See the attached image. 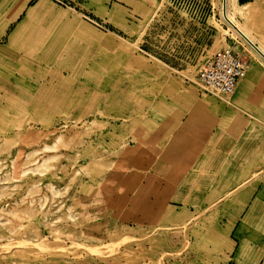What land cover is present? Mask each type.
<instances>
[{
	"label": "crops",
	"instance_id": "0c3cea01",
	"mask_svg": "<svg viewBox=\"0 0 264 264\" xmlns=\"http://www.w3.org/2000/svg\"><path fill=\"white\" fill-rule=\"evenodd\" d=\"M152 7L0 0V127L94 125L65 155L75 237L136 233L139 249L152 238L154 253H173L186 231L181 264H264V58L244 55L233 95L205 89L209 41L169 50L160 8L137 40Z\"/></svg>",
	"mask_w": 264,
	"mask_h": 264
},
{
	"label": "rangeland",
	"instance_id": "374dc122",
	"mask_svg": "<svg viewBox=\"0 0 264 264\" xmlns=\"http://www.w3.org/2000/svg\"><path fill=\"white\" fill-rule=\"evenodd\" d=\"M231 2L232 20L249 30V38L262 46L264 0ZM149 3L152 9L144 16L138 14L135 22L139 42L148 17L160 8V19L156 14L154 20L167 22L168 40L173 42L169 50L191 49V43L200 46L209 41L208 55L228 49L239 50L243 56L255 55L222 20V0H151ZM244 4L249 8L240 11L238 6ZM154 24L150 37L156 52L159 29ZM104 25L97 23L100 29ZM93 126H88L86 121L71 124L64 119L56 127L44 130L26 122L0 127V264H177L178 261L181 264V251L185 253L188 248L186 231L181 249L173 253H154L152 238L147 242L141 239L143 246L147 243L146 248L152 246L151 252L139 249L136 233L124 239L106 238V235L94 239L75 237L71 205H64V200L69 199L64 192L71 185L65 155L76 138L93 133Z\"/></svg>",
	"mask_w": 264,
	"mask_h": 264
},
{
	"label": "built area",
	"instance_id": "2783aa9c",
	"mask_svg": "<svg viewBox=\"0 0 264 264\" xmlns=\"http://www.w3.org/2000/svg\"><path fill=\"white\" fill-rule=\"evenodd\" d=\"M61 7H77L82 0H54ZM90 23L95 21L87 19ZM97 25V23H96ZM247 68L245 56L239 50H220L205 58L197 69V80L215 93L231 96L235 93L239 79Z\"/></svg>",
	"mask_w": 264,
	"mask_h": 264
},
{
	"label": "bare ground",
	"instance_id": "6f19581e",
	"mask_svg": "<svg viewBox=\"0 0 264 264\" xmlns=\"http://www.w3.org/2000/svg\"><path fill=\"white\" fill-rule=\"evenodd\" d=\"M148 1L150 2L151 0H148ZM222 2H223V6L221 8L222 20H224V22L228 25L230 30L242 40L244 45L247 46V49L254 54L255 50H253L252 46L248 43V41H249V42H251V44L255 45L254 42L251 40V38H249V33H248L249 30L247 31L244 27L239 26L234 20H232V16H231L232 13L231 14L229 13V6H231V4H232L231 0H222ZM238 7H239L240 11H247V9L249 8V5L244 4V5H239ZM240 15L244 16L243 12H241Z\"/></svg>",
	"mask_w": 264,
	"mask_h": 264
},
{
	"label": "water",
	"instance_id": "95a60500",
	"mask_svg": "<svg viewBox=\"0 0 264 264\" xmlns=\"http://www.w3.org/2000/svg\"><path fill=\"white\" fill-rule=\"evenodd\" d=\"M246 39V38H245ZM247 40V39H246ZM248 41V40H247ZM248 43L252 46L253 50H255L259 55H261L264 58V55L261 54V52L257 49V47L253 44H251V42L248 41Z\"/></svg>",
	"mask_w": 264,
	"mask_h": 264
}]
</instances>
